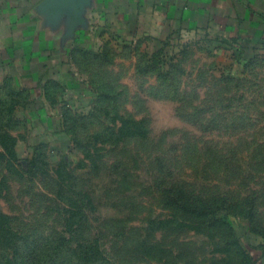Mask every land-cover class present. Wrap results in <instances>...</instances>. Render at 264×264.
<instances>
[{"label":"rangeland","instance_id":"obj_1","mask_svg":"<svg viewBox=\"0 0 264 264\" xmlns=\"http://www.w3.org/2000/svg\"><path fill=\"white\" fill-rule=\"evenodd\" d=\"M172 34L0 85V264H264V39Z\"/></svg>","mask_w":264,"mask_h":264},{"label":"crops","instance_id":"obj_2","mask_svg":"<svg viewBox=\"0 0 264 264\" xmlns=\"http://www.w3.org/2000/svg\"><path fill=\"white\" fill-rule=\"evenodd\" d=\"M176 32L221 45L264 39V0H0V85L64 77L78 53L84 59L89 45L99 50L108 38Z\"/></svg>","mask_w":264,"mask_h":264}]
</instances>
